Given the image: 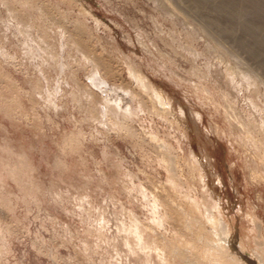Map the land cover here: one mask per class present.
<instances>
[{
	"label": "rangeland",
	"instance_id": "obj_1",
	"mask_svg": "<svg viewBox=\"0 0 264 264\" xmlns=\"http://www.w3.org/2000/svg\"><path fill=\"white\" fill-rule=\"evenodd\" d=\"M193 1L0 0V264H264V47Z\"/></svg>",
	"mask_w": 264,
	"mask_h": 264
},
{
	"label": "bare ground",
	"instance_id": "obj_2",
	"mask_svg": "<svg viewBox=\"0 0 264 264\" xmlns=\"http://www.w3.org/2000/svg\"><path fill=\"white\" fill-rule=\"evenodd\" d=\"M199 1L201 2H207V3H204V4H208V2L209 1H213L214 2V4H215V9L216 10H218L219 12H220V14H221V11H225L226 13H225V16H227L228 18H229V20L231 19V21H232V23L234 24V25H236V26H238V27H240L241 28V30H243V31H245L248 35H250V36H252V38H253V43H254V45L255 46H249V45H247V46H249L250 48V50L251 51H255L256 50V48L258 47H260L259 45H262L263 47H264V22H262V21H260V22H257V21H254L253 19H248L247 17V9L248 8H250V7H245V4H246V2H244V3H237V0H194L193 1V3H198L199 4ZM242 1V0H241ZM251 2H250V5H251V10L250 11H252L253 12V16H254V14L256 15L257 13L259 14V13H264V3H262V2H260L259 0H250ZM201 2V3H202ZM238 2H239V0H238ZM203 4V3H202ZM212 5V4H211ZM198 8V7H197ZM247 8V9H246ZM223 14V13H222ZM257 14V15H258ZM262 15H264V14H262ZM250 16H251V14H250ZM259 16V15H258ZM258 16H257V18H255V19H258ZM226 17V18H227ZM252 17V16H251ZM255 17V16H254ZM227 18V19H228ZM260 18V17H259ZM230 23V22H229ZM232 25V24H231ZM234 27V26H233ZM246 34V35H247ZM246 43V42H245ZM248 44V43H247ZM261 48V47H260ZM262 50H264V49H262ZM261 50V51H262ZM258 51V50H257ZM259 51H260V49H259ZM261 53V52H260ZM263 54V53H262ZM136 75L137 74H135V76L134 77H136ZM138 75H141V74H138ZM142 77V80H143V78H145V77H143V76H141ZM93 78H94V75H93ZM138 78H140L139 76H138ZM99 79L100 78H98L97 80L99 81ZM137 79V78H136ZM101 80V79H100ZM139 80V79H138ZM141 80V81H142ZM146 80H148L147 78H146ZM102 81V80H101ZM139 82V84L140 83H142V82H145V80H143L142 82ZM97 82V81H96ZM105 82V81H104ZM108 82V81H107ZM138 82V81H137ZM147 82V81H146ZM93 83H95L94 81H93ZM99 83V82H98ZM102 83V82H101ZM109 83V82H108ZM96 84V83H95ZM94 84V85H95ZM143 84V83H142ZM149 85H151L150 83H148ZM103 85V84H102ZM106 85V84H105ZM141 85V84H140ZM145 85V84H144ZM143 85V86H144ZM96 86V85H95ZM99 86H101V84H99ZM107 86V85H106ZM105 86V87H106ZM146 86V85H145ZM152 86V85H151ZM150 86V87H151ZM115 87V86H114ZM142 87V86H141ZM149 86H147V88H148ZM102 88H103V86H102ZM147 88H145V89H147ZM154 88V87H153ZM104 89H106V88H104ZM108 89V88H107ZM110 89V88H109ZM117 89H118V87H117ZM119 89H120V86H119ZM149 89H151V88H149ZM148 89V90H149ZM159 89V88H158ZM122 90H124V89H121L120 91H122ZM127 90V89H126ZM102 91H103V89H102ZM112 91V90H111ZM111 91H108L107 93L109 94V92H111ZM118 91V90H117ZM128 91H129V89H128ZM127 91V92H128ZM131 91V90H130ZM152 94H153V92H152V90H149ZM154 91V90H153ZM162 91V90H161ZM114 92V91H113ZM125 93H126V91H124ZM140 92H141V90H140ZM142 92H144V91H142ZM141 92V93H142ZM146 92H148V91H146ZM164 91H162V93H163ZM116 93V92H115ZM118 93H120V92H118ZM129 93H132V92H129ZM155 93V92H154ZM104 94H105V96H106V93L104 92ZM107 94V95H108ZM111 94H113L114 95V93H111ZM110 94V95H111ZM123 94V93H122ZM138 94V93H137ZM143 94V93H142ZM147 94V93H146ZM145 94V95H146ZM109 95V96H110ZM119 95V94H118ZM124 95V94H123ZM129 95H131V97L133 98V94H129ZM133 95V96H132ZM139 95V94H138ZM155 95H157V93L155 94ZM154 95V96H155ZM161 95V94H160ZM164 95H166L165 93H164ZM112 96V95H111ZM116 96V95H115ZM124 96H126V95H124ZM143 96H144V94H143ZM151 96V95H150ZM153 96V95H152ZM117 97H119V96H117ZM128 97V96H127ZM137 97V96H136ZM140 97V96H139ZM160 97V96H159ZM165 97V96H164ZM168 97V96H167ZM111 98V97H110ZM116 98V97H115ZM135 98V97H134ZM141 98V97H140ZM139 98V99H140ZM143 98V97H142ZM147 98H148V96H147ZM151 98V97H150ZM153 98L154 97H152V100H150L149 98V100L150 101H153ZM155 98H157L156 96H155ZM154 98V99H155ZM107 99V98H106ZM126 99V98H125ZM124 99V100H125ZM127 99H129V98H127ZM126 99V100H127ZM136 99V98H135ZM138 99V100H139ZM161 99V98H160ZM169 99V98H168ZM167 99V100H168ZM115 100V99H114ZM123 100V101H124ZM148 100V101H149ZM157 100H158V98H157ZM162 100V99H161ZM110 101V100H109ZM112 101V100H111ZM116 101V100H115ZM123 101H121V102H123ZM131 101V100H130ZM129 101V102H130ZM141 101V100H140ZM144 101V100H143ZM117 102V101H116ZM128 102V101H127ZM155 102V101H154ZM153 102V103H154ZM107 103V102H106ZM109 103V102H108ZM124 103V102H123ZM139 103H141V102H139L138 101V104ZM150 103H152V102H150ZM159 103V102H158ZM157 102H155V104H156V106L158 107V104ZM162 103H164V101L162 100ZM129 104V103H128ZM143 104V103H142ZM154 104V105H155ZM167 104V103H166ZM111 105V104H110ZM115 105H116V103H115ZM114 105V106H115ZM122 105V104H121ZM125 105H127L126 104V102H125ZM141 104H139V106H140ZM153 105V104H152ZM116 106H118V104L116 105ZM133 106V105H132ZM142 106V105H141ZM144 107V106H143ZM142 107V108H143ZM154 107V106H153ZM162 107H163V105H162ZM173 107V106H172ZM127 108V107H126ZM160 108V107H159ZM165 108H167V107H165ZM164 108V109H165ZM174 108V107H173ZM122 109H124V105L122 106ZM127 110V109H126ZM131 110V109H130ZM129 110V111H130ZM161 110H162V108H161ZM166 110V109H165ZM182 110V109H181ZM132 111H133V109H132ZM169 111V110H168ZM167 112V111H166ZM165 112V113H166ZM165 113H163V111H162V114H165ZM168 113V112H167ZM181 113V112H180ZM169 114V113H168ZM167 114V115H168ZM171 114V113H170ZM166 115V114H165ZM183 116V115H182ZM181 116V117H182ZM166 117H168V116H166ZM183 118V117H182ZM184 119V118H183ZM194 158H196V156L194 157ZM197 159V158H196ZM173 163V162H172ZM192 163H193V160H192ZM194 164V163H193ZM195 164H197L196 163V161H195ZM199 164H200V162H199ZM199 164H197V165H199ZM173 166L174 165H172L171 167L173 168ZM170 167V166H169ZM175 167V166H174ZM176 167H177V165H176ZM197 167H201L200 165L199 166H197ZM175 169V168H174ZM218 198V197H217ZM218 200V199H217ZM215 218V217H214ZM220 219V218H219ZM216 219H212L211 221L212 222H218L219 220H217V221H215ZM221 220V219H220ZM222 221V220H221ZM256 222V221H255ZM212 224V223H211ZM216 224V223H215ZM219 224V223H218ZM220 224H221V222H220ZM224 224V223H223ZM217 225V224H216ZM218 228H219V225L217 226ZM216 227V228H217ZM222 227V226H221ZM216 228L214 229V233L216 234L215 236L217 237V239H218V241H219V244H218V246L216 247V250L218 251L217 253L219 254V256H223L224 255V257H225V255H228L230 258L232 257L233 258V260H234V258H235V260L237 261V264L238 263H241V262H239V260H241V259H239V258H241L240 256H239V258H238V256H236L233 252H231L230 251V249H229V235H228V233H227V228H226V226L224 227L223 226V228H220V230H216ZM217 228V229H218ZM217 232V233H216ZM224 234V235H223ZM231 242V241H230ZM263 246V247H262ZM261 247H262V251H264V244L263 245H261ZM235 249V248H234ZM257 249H260V248H257ZM232 250V249H231ZM260 252V253H262V257H264L263 256V252ZM256 253V252H255ZM257 254V253H256ZM259 254H257L256 256H258ZM259 255V256H260ZM228 256L226 257L227 258V260H228ZM260 256V257H261ZM260 257H258V259H260ZM222 259H224V258H220V260H222ZM262 259H264V258H262ZM232 260V261H233ZM222 261H225V260H222ZM221 261V262H222ZM230 261H231V259H230ZM260 261V260H259ZM263 262H264V260H262ZM226 262H228V261H226ZM234 262V261H233ZM222 264V263H221Z\"/></svg>",
	"mask_w": 264,
	"mask_h": 264
}]
</instances>
